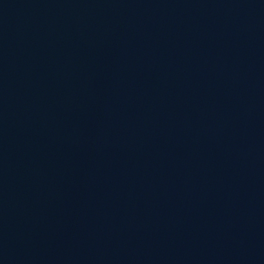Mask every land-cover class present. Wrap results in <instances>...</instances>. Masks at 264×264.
<instances>
[{
	"label": "water",
	"instance_id": "water-1",
	"mask_svg": "<svg viewBox=\"0 0 264 264\" xmlns=\"http://www.w3.org/2000/svg\"><path fill=\"white\" fill-rule=\"evenodd\" d=\"M0 264H264V0H0Z\"/></svg>",
	"mask_w": 264,
	"mask_h": 264
}]
</instances>
